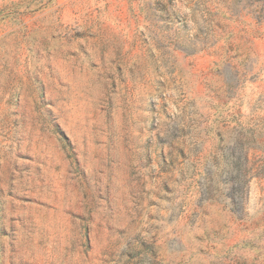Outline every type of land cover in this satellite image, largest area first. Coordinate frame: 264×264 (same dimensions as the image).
<instances>
[{
	"label": "rangeland",
	"instance_id": "obj_1",
	"mask_svg": "<svg viewBox=\"0 0 264 264\" xmlns=\"http://www.w3.org/2000/svg\"><path fill=\"white\" fill-rule=\"evenodd\" d=\"M0 264H264V0H0Z\"/></svg>",
	"mask_w": 264,
	"mask_h": 264
}]
</instances>
